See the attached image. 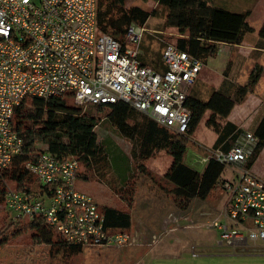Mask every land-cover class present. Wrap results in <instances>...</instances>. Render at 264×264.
Returning <instances> with one entry per match:
<instances>
[{
    "label": "built area",
    "instance_id": "2783aa9c",
    "mask_svg": "<svg viewBox=\"0 0 264 264\" xmlns=\"http://www.w3.org/2000/svg\"><path fill=\"white\" fill-rule=\"evenodd\" d=\"M97 12L98 0H0V176L21 151L12 118L27 96L70 97L82 107L123 101L177 134L187 133L192 114L186 101L204 63L164 42L162 67L156 69L140 57L146 22L131 23L118 40L99 29ZM257 142L246 131L227 150L190 151V159L201 165L190 164L197 169L215 159L235 172L220 183L228 193L224 218L209 225L219 231V243L264 242V178L248 166ZM79 165L74 156L59 158L50 151L27 163L39 188L4 193L11 219L41 217L70 244L132 243L129 231L109 230L94 197L76 187Z\"/></svg>",
    "mask_w": 264,
    "mask_h": 264
},
{
    "label": "rangeland",
    "instance_id": "374dc122",
    "mask_svg": "<svg viewBox=\"0 0 264 264\" xmlns=\"http://www.w3.org/2000/svg\"><path fill=\"white\" fill-rule=\"evenodd\" d=\"M213 1L235 11L250 10L248 21L254 27V31L247 33L244 44L218 43V53L209 59L207 66L220 69L225 65V73L231 75L230 80L233 81L235 87L242 86L247 89L245 95L249 94L250 97L253 93L257 95L260 91V97L264 94V52L253 50L248 43L253 42V38L259 36L258 31L264 20V0ZM125 2L126 6L138 5L151 12L146 21L149 31L141 46L142 54L144 57L152 56L161 59L164 42L177 44L182 36L177 28L167 25V8L159 5L158 0H125ZM154 30L159 32L155 33ZM229 57L231 61H228ZM256 66L262 68V71L256 84H249ZM202 75L201 71L191 90L197 86L200 88V94L207 97L209 91H206L207 84L202 82ZM67 102L72 107H78H75L76 110H83L95 116L103 115L97 127L98 137L104 149L103 155L93 160L90 166L83 164L80 166L82 173L80 177L77 176L76 187L93 194L102 211L112 205L128 211L132 209L134 225L146 217L148 210H144L141 205L117 204L121 199L116 194L131 195L139 182L161 183L171 192V184L155 170L148 166H141L140 161L134 155V142L124 137L105 118L109 109L98 112L96 106L82 107L70 97H67ZM260 102L263 105L259 113L256 110H250L243 118L249 130H252L253 119L258 117L257 120H260L264 115V97ZM249 108L252 107L249 106ZM143 114L142 112L139 115L132 114L130 122L142 118ZM210 114L208 111L192 134L197 140L190 138L192 135L188 133L177 134L173 147L167 150V153L195 167H201L200 164L190 159V151L195 150L199 154H205L216 141L214 137L217 133L214 126L207 124ZM216 118L221 123L225 122L224 118ZM190 139L193 144H187L191 141ZM40 146L43 145L40 144ZM249 167L253 173L264 178V148L253 157ZM233 170L231 166H227L224 170L225 176L234 175ZM5 187L7 191L14 188V184L7 181ZM125 187H127L126 190ZM174 195V200H178V205L172 208L167 207L163 224L160 227H142L141 237L132 231L133 228H130L129 232L135 238L130 244L121 246H87L57 242L38 244L33 241V231L30 230L11 238L8 243L0 246V264H264V242L248 241L247 244L243 242L225 245L219 243V231L214 227H209L214 220H222L226 212L228 193L221 187V184L211 192L206 200ZM125 199L130 200V197ZM206 210H209L208 214H205ZM187 216L192 217L194 221L190 222ZM5 218L6 221H4ZM5 222H12L17 226L31 221H13L4 205L0 204V227ZM153 234H157L155 240L152 238Z\"/></svg>",
    "mask_w": 264,
    "mask_h": 264
},
{
    "label": "trees",
    "instance_id": "16d2710c",
    "mask_svg": "<svg viewBox=\"0 0 264 264\" xmlns=\"http://www.w3.org/2000/svg\"><path fill=\"white\" fill-rule=\"evenodd\" d=\"M158 4L168 10L167 25L177 28L182 35L176 45L203 63L218 53V43L241 44L245 35L254 31L248 21L250 10H231L214 3L213 0H158ZM150 15V11L138 5L126 6L125 0H98V27L118 40H123L131 23H145ZM258 35L259 45L264 48V20ZM140 57L144 63L156 69L162 67L159 57H144L143 54ZM261 71L262 68L255 67L249 84H256ZM245 91L247 89L242 86H234L230 92L213 89L207 97H203L195 86L186 101L192 114L187 133L194 134L208 111L211 114L207 118V124L214 126L217 133L213 148L227 150L240 135L251 131L258 142L248 161L250 166L253 157L264 148V115L251 127L252 130H246L232 121L221 123L216 118L228 117L236 101L244 98ZM75 107L68 104L67 98L45 100L37 96H27L15 107L12 125L22 138L23 144L21 151L12 158L0 176V204L4 205L7 181L14 184V189L38 190V178L27 167V163L35 162L43 151H50L59 158L74 156L78 159L79 166H90L93 160L103 155L104 149L96 132L103 115L95 116L76 110ZM96 107L98 112L109 109L105 118L123 136L134 142V155L142 167L146 166L147 159L155 152L173 147L177 135L175 131L158 124L146 114L131 123L132 114L140 113L127 102L119 101ZM189 143L193 144L192 140L187 142ZM225 168L221 162L211 159L202 169H197L175 156L163 178L171 184L170 189L174 194L204 200L224 180L221 177ZM103 212L109 230H130V211L107 206ZM30 230L33 231L32 238L35 243H65L54 227L37 217L17 226L12 222H5L0 227V246Z\"/></svg>",
    "mask_w": 264,
    "mask_h": 264
},
{
    "label": "crops",
    "instance_id": "0c3cea01",
    "mask_svg": "<svg viewBox=\"0 0 264 264\" xmlns=\"http://www.w3.org/2000/svg\"><path fill=\"white\" fill-rule=\"evenodd\" d=\"M246 37H247V34L245 35L244 40L241 44L245 43ZM248 45H250L253 48V50H256V51L258 50V51H260V53L264 52V48L259 45V36H258V38H253V42L248 43ZM239 46H242V45H239ZM210 58H212V56L207 59V61L204 63L203 69H202V73H203V75H202L203 81L202 82L207 84V90L206 91H209V93H210L213 89H216V90L220 89V90H226L227 92H230L234 88V85L232 83L233 81L230 80L231 75L225 73V65H223V67L220 69H217L214 67L213 68L208 67L207 65H208V61ZM229 58L230 59L228 61H231L232 60L231 57H229ZM209 93H208V95H209ZM259 93H261V92L260 91L257 92V95H256V93H253L251 95L252 97H250L249 94H247L244 96V98L242 100L236 101L234 108L232 109V111L230 112L228 117L224 118V121L225 122L226 121H232L235 124H237L238 126L244 128L246 130H249L245 126L246 122L243 121V118L246 115H248L250 110H256L258 113L262 110L261 106L263 104H260L261 103L260 100L264 97V94H261L259 97ZM254 100H259V101L255 102ZM249 106H251L252 108H249ZM138 112L141 113L140 111H138ZM143 115H145V114H143ZM257 118L258 117L253 119V122L251 125L252 128L259 121V120H257ZM98 125H97V127H98ZM97 127H96V132H97ZM97 135H98V133H97ZM190 138H192L194 141L197 140V138H194L193 135ZM216 138H217V135L215 134L214 139H216ZM98 141L100 142L99 137H98ZM100 144L102 145L101 142H100ZM43 147H45V146L43 145ZM174 158H175V156L169 155L167 153V150L157 151L151 157H149L147 159L146 166H148L152 170H155L157 173L164 176V174L168 170V168L171 165ZM81 173L82 172H81L80 167H79L78 177H80L79 175ZM231 177L225 176V174L223 173L221 179H227V178H231ZM126 189H127V187H125V190ZM82 191H84V190H82ZM84 192L89 193L87 191H84ZM89 194H91V193H89ZM91 195L93 196V194H91ZM116 195L119 199H121V200H119L120 202L118 201L117 204H122V205L124 204L126 206L130 205V204H133L136 206L141 205V206H143L144 210H148L147 213L145 214L146 217L140 219V221H137L136 223H134V225H133V215L131 213V211H133V210L132 209L129 210L131 213V218H132L131 229L133 228L132 231L135 232L137 234V236H140V237L142 236V232H141L142 227H149V226L150 227L151 226L160 227L161 224H163L162 223L163 217H164L165 211L168 209L167 207L171 206V208H172V207H176L178 205V200L177 201L174 200V196H175L174 193L170 192L169 189L164 188L163 184L157 183V182L156 183L155 182H152V183L151 182H146V183L139 182L138 185L135 187L134 192L131 195H124L123 196V194H120V193H117ZM126 197H130V200L125 199ZM206 199H208V197ZM206 199H204V200H206ZM112 207H117V205H112ZM117 208H120V207H117ZM208 211L209 210H206L205 211L206 213L205 212H203V213L208 214L209 213Z\"/></svg>",
    "mask_w": 264,
    "mask_h": 264
}]
</instances>
